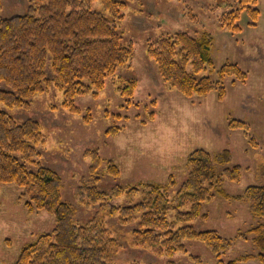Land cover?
<instances>
[{"label": "rangeland", "instance_id": "374dc122", "mask_svg": "<svg viewBox=\"0 0 264 264\" xmlns=\"http://www.w3.org/2000/svg\"><path fill=\"white\" fill-rule=\"evenodd\" d=\"M125 1L124 17L115 24L123 43L134 47V55L107 77L98 95L76 97L81 112L63 106V91L56 85L31 96L29 105L0 103V109L18 122L34 118L41 123L46 140L38 145L35 160L59 173L63 199L75 209L77 223L89 221L102 204L81 198L78 189L90 185L106 191L110 204L108 201V209L102 211L106 212L102 221L109 237L119 242L111 264H226L242 254H259L258 233L252 230L264 224V217H256L250 203L239 195L249 185L264 184V0H258L260 16L255 25L250 24L252 18L245 10L241 12L237 33L221 22L227 9L224 0ZM1 4L2 15L12 16L25 13L30 0H1ZM93 8L102 11L101 1H95ZM179 30L193 36L209 30L214 37L216 69L227 61L236 62L248 72L246 79L229 76L223 96L215 90L207 96L181 94L161 76L147 50L152 39ZM130 80L137 82L135 92L123 95L121 88ZM0 88L5 84L0 82ZM233 118L247 122L255 144L245 136L246 129L231 126L236 124L231 123ZM197 148L212 155L228 149L231 162L242 167L240 180L225 179L221 186L232 198L218 192L207 196L201 214L191 222L199 230H216L232 239L230 247L219 257L197 239H186L187 251L172 254L138 244L133 231L141 214L123 221L117 208L126 207L128 198L120 195L121 190L139 180L171 183L172 197L187 178L188 158ZM14 154L21 160L20 154ZM96 154L104 160L91 173ZM112 167L119 168L120 174L112 173ZM23 192L17 184L0 182V264H13L23 245L55 227L54 213L30 211ZM139 200L137 195L133 201ZM239 264L262 263L250 259Z\"/></svg>", "mask_w": 264, "mask_h": 264}, {"label": "trees", "instance_id": "16d2710c", "mask_svg": "<svg viewBox=\"0 0 264 264\" xmlns=\"http://www.w3.org/2000/svg\"><path fill=\"white\" fill-rule=\"evenodd\" d=\"M95 1L30 0L25 13L4 16L0 0V82L5 84V88H0V103L29 105L31 96L56 85L63 91V106L79 113L81 108L75 103L77 96L98 95L107 77L133 57L134 47L123 43L115 24L124 17L127 2L100 0L103 10L99 11L93 8ZM224 1L227 9L221 22L231 32L241 30L238 21L244 10L252 18L250 24H256L260 16L258 0ZM213 43L209 30L200 36L179 30L152 39L147 50L158 64L161 76L181 94L207 96L215 90L223 96L229 76L244 80L248 72L232 61L216 69ZM203 71L208 73L202 74ZM136 83L130 80L121 88L122 94L131 96ZM235 122L231 126L246 129L245 136L255 144L247 122L233 118L231 123ZM45 140L38 120L29 118L18 122L0 109V182L22 187L30 211L46 209L55 216L53 231L42 233L23 245L13 264H111L118 253L119 242L109 237L102 221L106 214L102 211L108 209L110 197L97 187L79 188L81 198L88 197L89 201H102V204L89 221L77 223L75 209L63 199L61 176L35 160L39 156L37 147ZM14 153L20 154L21 160ZM92 159L91 173H96L104 159L98 154ZM231 160L232 153L228 149L212 155L205 148H197L189 155L187 178L172 197L169 194L171 183L139 180L127 185L126 191L121 190L119 194L126 195L129 205L117 208L123 221L129 222L136 214H141L138 228L133 231L136 242L156 252L172 254L187 251L186 239H197L221 257L232 239L221 236L216 230H199L191 222L201 214L207 196L218 192L232 198L221 186L225 179L240 180L242 167ZM27 164L35 165L36 170ZM110 171L120 174L119 168L112 167ZM137 195L140 200L134 202ZM239 197L250 203V211L256 217H264V184L249 185ZM111 209L108 212L111 213ZM252 231L258 233L255 240L262 251L257 255L242 254L226 264L250 259L264 264V224ZM242 236L240 233L239 237Z\"/></svg>", "mask_w": 264, "mask_h": 264}]
</instances>
